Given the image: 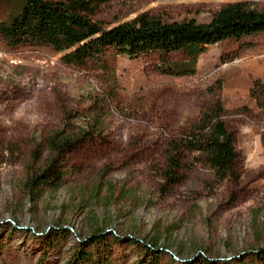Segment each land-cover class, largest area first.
Segmentation results:
<instances>
[{
  "label": "rangeland",
  "instance_id": "obj_1",
  "mask_svg": "<svg viewBox=\"0 0 264 264\" xmlns=\"http://www.w3.org/2000/svg\"><path fill=\"white\" fill-rule=\"evenodd\" d=\"M236 2L264 9V0H111L90 14L107 26L142 13L207 24ZM105 62L113 74L92 63L65 64L49 48L0 42V264H76L97 227L106 243L98 255L113 264H138L129 239L158 238L163 264L199 255L236 264L264 247V34L209 47L194 76L163 72L155 53L130 60L108 51ZM63 97L83 115L76 125H85L91 108L104 125L100 136L58 159L70 170L61 187L36 197L24 182L47 166L48 136L65 128ZM208 103L223 110L234 133L238 179L215 185L198 165L163 193L166 144Z\"/></svg>",
  "mask_w": 264,
  "mask_h": 264
},
{
  "label": "trees",
  "instance_id": "obj_2",
  "mask_svg": "<svg viewBox=\"0 0 264 264\" xmlns=\"http://www.w3.org/2000/svg\"><path fill=\"white\" fill-rule=\"evenodd\" d=\"M109 1L0 0L7 11V18L0 19V42L11 49L49 48L61 54L65 64L85 67L92 63L104 74H113L105 62L108 51L130 60L155 53L163 72L194 76L199 56L209 47L227 40L239 42L264 34V9L246 2L221 7L207 24L194 20L168 22L142 13L130 21L107 26L93 19L90 13L95 6ZM173 54H179L182 58L173 60ZM60 102L65 128L48 136L46 143L51 158L47 166L34 177H27L24 182L30 194L36 197L43 190L54 193L61 187L70 170L61 167L58 159L75 151L87 140L100 136L104 125L101 115L92 108L85 125H76V120L83 118V115L71 107L74 101L63 97ZM223 114L221 108L208 103L189 128L169 140L165 150V166L161 169L163 193L185 180V172L194 170L198 165L211 174L215 185L238 179L234 133ZM39 151L37 145L33 153L34 161L40 158ZM209 184L207 186L212 187ZM158 241V238L149 242L128 240L138 247V264H163L164 248L158 247ZM103 244H106L103 231L94 228V234L78 250L76 264H113L106 257L98 255V248ZM246 259H250V264H264V247L242 256L236 264H244ZM181 264L216 263L199 255L193 261H181Z\"/></svg>",
  "mask_w": 264,
  "mask_h": 264
}]
</instances>
